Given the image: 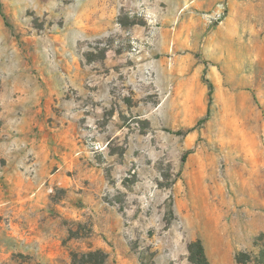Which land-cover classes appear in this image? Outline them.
I'll use <instances>...</instances> for the list:
<instances>
[{
  "label": "rangeland",
  "instance_id": "374dc122",
  "mask_svg": "<svg viewBox=\"0 0 264 264\" xmlns=\"http://www.w3.org/2000/svg\"><path fill=\"white\" fill-rule=\"evenodd\" d=\"M198 239L264 247V0H0V264Z\"/></svg>",
  "mask_w": 264,
  "mask_h": 264
},
{
  "label": "trees",
  "instance_id": "16d2710c",
  "mask_svg": "<svg viewBox=\"0 0 264 264\" xmlns=\"http://www.w3.org/2000/svg\"><path fill=\"white\" fill-rule=\"evenodd\" d=\"M189 260L193 264H209L204 246L201 240L190 242L188 246ZM108 253L101 249L91 250L85 253H74L73 264H106ZM251 256L247 253L241 252L236 256L238 263L246 264L251 261ZM258 264H264V247L261 249L256 257Z\"/></svg>",
  "mask_w": 264,
  "mask_h": 264
},
{
  "label": "crops",
  "instance_id": "0c3cea01",
  "mask_svg": "<svg viewBox=\"0 0 264 264\" xmlns=\"http://www.w3.org/2000/svg\"><path fill=\"white\" fill-rule=\"evenodd\" d=\"M104 229V228H103ZM101 230V232H108V230ZM98 230V229H97ZM100 244L99 241H97V245ZM119 264H135V262L133 260H129V261H126V259L124 257H121V260H120V263Z\"/></svg>",
  "mask_w": 264,
  "mask_h": 264
}]
</instances>
